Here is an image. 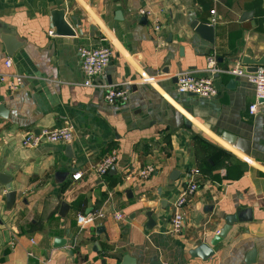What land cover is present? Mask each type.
Instances as JSON below:
<instances>
[{
	"label": "crops",
	"instance_id": "obj_1",
	"mask_svg": "<svg viewBox=\"0 0 264 264\" xmlns=\"http://www.w3.org/2000/svg\"><path fill=\"white\" fill-rule=\"evenodd\" d=\"M55 10L73 36L54 32ZM195 21L212 27L211 42ZM7 37L22 45L12 57ZM82 46L111 49L97 84L124 86L126 103L109 105L104 87L83 86ZM244 57H264V0H0V67L12 63L0 83V174L15 192L7 209L0 186V264H121L124 256L135 264H264V102L250 115L253 86L221 72L212 75L216 97L176 90L181 72L209 77L210 60L224 71L246 68ZM66 123L71 144L21 146L27 132ZM221 133L247 140L249 155ZM111 154L114 170L97 175ZM145 165L156 171L142 180ZM191 179L198 188L173 235L172 205ZM95 210L105 214L96 226L77 224ZM228 217L237 220L218 241ZM201 244L213 252L205 260L192 255Z\"/></svg>",
	"mask_w": 264,
	"mask_h": 264
},
{
	"label": "built area",
	"instance_id": "obj_2",
	"mask_svg": "<svg viewBox=\"0 0 264 264\" xmlns=\"http://www.w3.org/2000/svg\"><path fill=\"white\" fill-rule=\"evenodd\" d=\"M214 11L211 14L214 15ZM141 15L148 13L141 10ZM155 31L159 30V26L154 27ZM51 34V32H49ZM80 69L83 75V86L85 87H104V101L109 105H122L128 100V92L122 85H105L97 84V81L104 75V71L109 64L111 58V49L108 47H80L78 49ZM12 63L10 59L4 60L2 66L4 69H9ZM0 67V83H5L7 75ZM207 71L210 73L209 77L196 76L190 71L181 72L176 75V90L181 95L194 94L198 97L208 98L216 97L218 95L217 89L213 85L212 75L216 72L226 73L232 77L244 79L254 88V103L248 108L250 115L257 112L258 106L264 102V66L258 67L255 72H248L246 68L241 66H234L228 70L217 71L214 68V63L210 60ZM142 81L148 83L153 82V78H144ZM20 78L17 79L16 85H21ZM74 140V128L70 123H66L63 127L58 129L44 128L37 133L27 132L21 139V146L23 148H36L41 143L51 144H71ZM244 160L249 162L247 158ZM115 162V155L111 154L104 158V160L95 167L94 171L97 175L104 177L109 172L110 168ZM156 171L154 165H145L137 171V177L142 180L150 178ZM194 174V173H193ZM81 173H76L72 176L73 180H78ZM198 186L195 180L191 179L188 185L179 193L172 205V212L170 216L169 232L173 235L181 233L184 226V219L182 208L187 200L196 192ZM105 214L101 211L95 210L86 215H78L76 222L80 226L94 225L103 220ZM113 218L116 221H121L123 215L121 213H114ZM218 234V233H217Z\"/></svg>",
	"mask_w": 264,
	"mask_h": 264
},
{
	"label": "water",
	"instance_id": "obj_3",
	"mask_svg": "<svg viewBox=\"0 0 264 264\" xmlns=\"http://www.w3.org/2000/svg\"><path fill=\"white\" fill-rule=\"evenodd\" d=\"M52 23L54 27V32H56L57 35H67V36H73L74 33L70 26L68 25L67 21L65 20V12L63 10H55L52 13ZM193 29H196L197 32L202 33L205 36V39H207L209 42L212 41V33L213 29L212 27H208L206 24H200L197 21L192 23L191 26ZM4 44H5V50L6 54L9 57H12L14 52L22 47L21 43L17 42L13 37H7L3 39ZM242 65L246 67V70L248 72H255L258 67L264 66V57L259 59V60H252L247 57H244L242 61ZM235 85V80H232L229 82L228 87L233 88ZM193 96H196L194 94H191ZM5 111L4 107L0 106V116L5 117ZM222 134V140L227 142L228 144L234 146L238 151L243 153L244 155H249V150H250V143L242 138L236 137L234 135L228 134V133H221ZM67 151V157L70 159H73V155L71 153V146H68L66 148ZM114 167L112 166L110 168V171H113ZM11 177H8L4 174H0V186H4L6 193H5V200H6V208L10 209L13 205V202L15 200V192L12 191L11 186ZM62 209L65 210L67 206L62 203L61 205ZM235 217H228L226 219V224L225 226L221 229V231L218 232L216 236V240H221L222 238L225 237V235L228 233L230 230L232 224L236 222ZM56 244H61L60 239H57L55 241ZM212 250L205 244H201L199 247H197L193 252L192 255L194 257L201 258L202 260L207 259L212 255ZM255 256V252L252 251L248 257H249V262H253ZM121 264H135L134 259L130 258L129 256H124L122 259Z\"/></svg>",
	"mask_w": 264,
	"mask_h": 264
}]
</instances>
